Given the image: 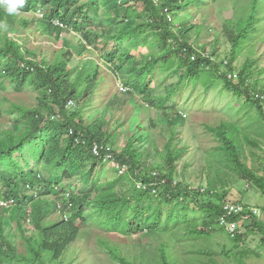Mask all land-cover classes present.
<instances>
[{
    "label": "trees",
    "instance_id": "obj_1",
    "mask_svg": "<svg viewBox=\"0 0 264 264\" xmlns=\"http://www.w3.org/2000/svg\"><path fill=\"white\" fill-rule=\"evenodd\" d=\"M229 1L234 17L226 20L223 28L232 46L227 65L218 60L219 36L212 52L206 47L200 51L199 36L206 28V18L201 26L193 24L198 13L203 15L204 7L218 0H26L18 15H8L0 8V83L4 82L6 90L22 86L35 91L39 101L35 108H17L22 122L15 120L6 129L0 126V202L10 204L0 206V264H78L86 250L78 247L87 241L90 227L106 236L130 238L146 232L164 237L153 258L142 251L140 263L123 256L107 238H99L117 264H181L179 256L174 259L167 250L168 237L178 246L190 235L197 240L212 237L218 229L224 231L219 228L227 195L223 191L233 176L264 192L258 171L248 164V149L259 145L235 120L205 124L216 142L206 153L207 186L194 189L177 179L175 163L189 150L188 144L181 145L185 141L181 132L186 123L184 112L200 109L198 105L207 102L212 89L220 87V95L236 100L245 98L246 106L255 107L264 122L262 100L256 97L258 88L264 89L260 78L264 66L255 51L264 43V0ZM28 13L43 17L24 16ZM102 15V30H92ZM34 22L44 33L64 39L66 46L61 52L45 54L33 49L28 37L22 43L9 37L17 25L26 27ZM86 26L89 28L84 29ZM193 33L196 37L191 43ZM134 40L136 46L150 52L139 60V67L132 64L125 71L127 59L135 63L130 55L136 47L132 46ZM72 41L76 45L70 46ZM72 48L78 54L98 53V58L78 60L71 67L77 56L71 54ZM240 56L245 59L236 69ZM99 61L114 79H120L124 93L135 98L132 103H139L142 112L149 113L147 118L133 120L134 113L128 111L129 140L122 149L117 147L121 124L115 132L114 119L91 120L88 116L95 111L96 93L105 80ZM172 78L178 80L167 88ZM158 80L165 86L163 91L155 86ZM177 96L188 98L174 106ZM69 102L75 103L74 110L69 109ZM154 113L157 120L152 118ZM160 115L163 120L158 123ZM148 120L149 128L158 130L155 138L143 130ZM145 139L151 144L141 150L139 145ZM107 143L114 148L116 160L130 167L129 177L136 184L132 194L119 189L127 177L120 176L118 170L114 169L115 178L104 177L103 170L111 163L95 156L93 146ZM80 175L83 190L73 195L65 181ZM138 183L151 185L143 191L137 189ZM190 209L204 215L201 227L197 221H187ZM6 216L15 219L18 237L8 234ZM241 239L238 236L233 241L240 243ZM188 252L213 255L209 248ZM212 263L211 259L208 264Z\"/></svg>",
    "mask_w": 264,
    "mask_h": 264
},
{
    "label": "rangeland",
    "instance_id": "obj_2",
    "mask_svg": "<svg viewBox=\"0 0 264 264\" xmlns=\"http://www.w3.org/2000/svg\"><path fill=\"white\" fill-rule=\"evenodd\" d=\"M191 11L193 13V10ZM201 13L203 15L199 16L200 13H198V18L193 23L201 26L202 24H205L204 17L206 18V28L208 29V33L205 28L202 30L201 35L199 36L201 37L199 41V48H201L200 51H203L205 47L207 48L206 50L209 51V48L211 49L215 43V38L219 36L220 43L218 45L217 51L218 60L219 63L224 62V64L227 65V60L230 58L232 53V46L229 41L226 40L225 35H223V28L225 21L233 19L234 17L233 4L229 0H218L217 3L211 4L208 7H204ZM24 16L29 18H39L38 15L32 13L25 14ZM187 17L192 18L191 15H188ZM102 20L104 21L103 15L102 18L97 20V25L96 27L92 28V30L98 29L97 32L101 31L103 24L100 22ZM85 28L88 29L89 26L84 27V29ZM116 29H118V27ZM9 37L19 40L21 43L27 41L26 38L28 37V39H30V46H32L33 49H39L41 52L49 55L55 51L61 52L62 47L66 46L63 44L64 39H57L49 33H44L42 29H39V26H37L35 22L31 26L26 27L17 25V31L10 33ZM195 37L196 34L193 33L191 43H193ZM73 41L69 42L70 46L76 45ZM136 41L137 40H134L132 42L133 47L136 46ZM81 44V42L78 43L79 46ZM255 51L256 55L260 57V60L264 66V43L257 46ZM70 52L73 55H77L75 56L71 67H73L76 62H79L78 60L88 57L98 58V53L91 54L87 52H80V54H78L73 48L70 49ZM149 52L150 49L147 50L142 45L131 48L130 55L135 63H131L127 59L123 64L124 70L127 71L129 66L132 64L135 67H139V60L144 55L148 56ZM193 59L195 60V58ZM244 59L245 56L239 57L235 64L236 69H239L240 66H242ZM99 63L103 68L105 80L102 88L96 93L97 99L94 102L95 111L89 113L88 116L91 120L96 119L97 117H101L107 121L114 119L115 121L113 122L112 129L115 132L116 128H118V126L121 124L123 131L120 133L118 138L119 145H117V147L122 149L126 146L129 140L128 134L130 133L129 126L131 124H129V121H126L130 118L127 117L128 111L132 112V114L134 113V116H132L133 120L137 119L138 117H140V119L147 118L149 113H143L139 103H132L135 98H133L130 93H124L125 86H123V83L120 81V79H114L113 75L110 74V71L106 68L102 61H99ZM230 78L234 79V76L231 75ZM260 78L262 84H264V75H262ZM2 79L3 78L1 77L0 80ZM174 80H178V78H172L169 80L167 88L173 83ZM160 82L161 80L156 81L155 86H157L156 88L159 87L160 91H163L165 86H160ZM214 89L208 93L206 98L207 102L205 104L198 105L197 103L198 106H202L200 109L184 112L186 123L185 125L181 126V132L183 133V138L185 137V141H183L181 145L186 146L188 144L189 150L183 154L182 159L175 163L177 179L188 182V184L194 189H204L207 186V170L205 167L206 153L212 151L213 147L216 145V142L214 137L206 132L205 124L210 123L216 125L221 120L227 119L237 121L240 126H242L250 134V136L257 141L259 148L248 149V164L250 167L258 171L259 178H261L264 183V122L262 119H260L258 110L255 107L246 106L247 100L245 98L236 100L230 95L222 96L220 95V87L215 90ZM258 90L260 91V94L256 97L257 99L262 100L264 107V94H262L264 89L260 87ZM187 98L188 97L186 96H177L174 106L177 105V102L183 101ZM138 101L147 106V103L143 102L139 97ZM69 103V109L74 110L75 103ZM38 106L39 101L35 91L30 89L27 90L26 88H22V86L21 89H16L14 86H12L6 90L4 87V82L0 83V110L2 111L0 116V126L2 128L6 129L10 127L13 125L15 120H20V122H22V119L18 115L17 108L30 109ZM125 109H127V111H125ZM13 110H16V112L12 113ZM152 118L157 120L158 116L154 113ZM162 120L163 117L160 115L158 123ZM149 123L150 120L143 123V130H149L151 132V137L153 136V138H155L154 136L158 135V130L150 129ZM109 131L112 132L110 129ZM133 134L134 133L132 132L130 135L132 136ZM159 142L161 144L165 143L162 140ZM150 144V141H146L145 139L139 146L141 147V150H144V147L146 148ZM107 145L114 150L110 143H107ZM158 161L160 162V160ZM117 165L118 164L113 163L107 164L103 170L104 177L107 179L115 178L116 170H118ZM129 172V166L128 169L123 173L119 171L120 176L127 177L126 182L122 184L119 189L125 190L127 194H132L135 192L136 184L130 179ZM68 182V187L73 192V195L83 190V178L81 175L70 181H65V183ZM250 183L251 182H245L240 178L233 176L230 181V186L223 191L227 194L226 196L224 195L225 197H223V201L228 203L238 202L244 205L246 208L249 207L258 210L257 216L255 215L254 217L250 216L249 213L248 215L245 213L246 217L248 218L241 221L243 228L242 234L240 235L242 237V241L240 243L233 241L227 231L221 228V226L218 227L224 231L220 229L217 230V226H215L217 231L214 233V235H212V237L194 240L190 235V239L180 240V245L178 246L175 244V241L168 237L169 239L167 240H169L170 245L167 250L169 252L170 249V255H172L174 259L178 258L179 256L181 264H199L200 262H205L208 264L211 263V259L214 262L212 264H264V192L259 188L251 186ZM65 197L66 201H69L67 198L68 195ZM59 208L61 207L59 206ZM188 213L190 215L187 221L189 223L197 221L199 223V227H201L204 220V215L198 211L193 212V209H190ZM196 218L198 220H196ZM27 225L32 229V226L29 225V223H27ZM24 226L26 227V225ZM6 227L8 234L14 235L16 237L20 235L15 219H12L8 216L6 218ZM86 236L85 237L87 241L78 247L80 251L86 249L85 253L78 257V264H117L109 254V250L99 244V238H107L110 241L112 247L120 248L121 254L123 256L137 263L142 261V251H148V256L153 258L156 250L160 246L159 244L165 242L163 236H159L155 233L153 234L144 232L130 238H123L117 235L106 236L99 234L95 227H90L88 229V235ZM163 248H165V245ZM199 248H209L213 252V255L210 257H202L190 255L188 252L196 251Z\"/></svg>",
    "mask_w": 264,
    "mask_h": 264
},
{
    "label": "built area",
    "instance_id": "obj_3",
    "mask_svg": "<svg viewBox=\"0 0 264 264\" xmlns=\"http://www.w3.org/2000/svg\"><path fill=\"white\" fill-rule=\"evenodd\" d=\"M93 152L95 156L99 158H103V161L106 163H113L118 164V172L120 171L123 173L128 169V165L118 163L116 160V157L114 155V150L110 146H105L101 144H95L93 146ZM157 173H154L153 176L157 177ZM151 183L144 184V183H138L137 189L147 191L150 188ZM153 186H157L158 183H153ZM155 190V188H154ZM155 192V191H154ZM9 203L7 202H0V206H8ZM224 216L220 219L219 224L221 228L227 231L230 238L232 240L236 239L238 236L242 234V228L241 225L242 220H246L248 217L245 216L246 207L238 202H225L224 203ZM253 213H249L250 216H257L258 210L251 208Z\"/></svg>",
    "mask_w": 264,
    "mask_h": 264
},
{
    "label": "clouds",
    "instance_id": "obj_4",
    "mask_svg": "<svg viewBox=\"0 0 264 264\" xmlns=\"http://www.w3.org/2000/svg\"><path fill=\"white\" fill-rule=\"evenodd\" d=\"M26 0H0V8H3L8 15H18Z\"/></svg>",
    "mask_w": 264,
    "mask_h": 264
},
{
    "label": "bare ground",
    "instance_id": "obj_5",
    "mask_svg": "<svg viewBox=\"0 0 264 264\" xmlns=\"http://www.w3.org/2000/svg\"><path fill=\"white\" fill-rule=\"evenodd\" d=\"M39 17H43V14H39L38 15ZM83 141H84V139H83ZM85 143V142H84ZM86 144V143H85ZM67 198H70V197H67ZM2 201V200H1ZM4 201V200H3ZM10 205V204H9ZM10 209V208H9ZM246 212H247V215H248V213H253V211H252V209L251 208H246ZM245 216H246V214H245ZM29 223V222H28Z\"/></svg>",
    "mask_w": 264,
    "mask_h": 264
}]
</instances>
